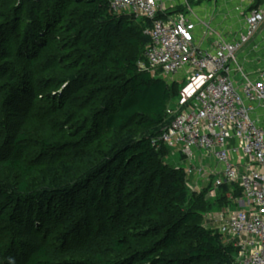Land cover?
Listing matches in <instances>:
<instances>
[{
    "label": "trees",
    "instance_id": "trees-1",
    "mask_svg": "<svg viewBox=\"0 0 264 264\" xmlns=\"http://www.w3.org/2000/svg\"><path fill=\"white\" fill-rule=\"evenodd\" d=\"M53 1L32 34L21 37L17 54L4 47L0 30V264H235L237 248L203 226L206 192L190 197L185 171L163 164L169 150L153 147L169 104L180 96L178 84L139 69L152 23L117 18L110 0ZM59 32L70 42L72 84L92 106L87 116L112 139L96 149L87 144L88 132L44 141L34 159L27 125L38 89L27 71L40 56L54 59L44 41ZM17 55L29 59L27 68L12 60ZM133 128L157 132L125 135ZM66 149L77 154L73 182L41 189L40 159ZM45 226L53 229L56 250L48 231L42 234Z\"/></svg>",
    "mask_w": 264,
    "mask_h": 264
},
{
    "label": "built area",
    "instance_id": "built-area-1",
    "mask_svg": "<svg viewBox=\"0 0 264 264\" xmlns=\"http://www.w3.org/2000/svg\"><path fill=\"white\" fill-rule=\"evenodd\" d=\"M209 1L110 0V10L152 23L140 71L187 85L153 147L179 153L195 191L241 188L238 209L214 222L235 264H264V0Z\"/></svg>",
    "mask_w": 264,
    "mask_h": 264
},
{
    "label": "rangeland",
    "instance_id": "rangeland-1",
    "mask_svg": "<svg viewBox=\"0 0 264 264\" xmlns=\"http://www.w3.org/2000/svg\"><path fill=\"white\" fill-rule=\"evenodd\" d=\"M193 5H200L202 0H192ZM207 3H210L207 0ZM54 6V1L50 0H0V30L6 34V44L4 47L11 49L13 54H17L19 43L24 34H32L43 16L44 10ZM117 18H125L132 20L135 25L144 22L142 18H137L128 13L117 14ZM9 22L11 25L3 26L2 23ZM5 24V23H4ZM9 26V28H8ZM57 38L53 37L51 41H44L48 47H53L52 60L43 59L41 56L37 58V67L32 74V82L37 87V99L35 106L31 111L28 119L27 133L30 138V158H36L40 152L41 143L44 141H62L65 142L67 137L72 134H80L83 136L88 132L89 141L87 144L98 148L102 142L112 139L111 133L104 130L98 122L93 124L90 117L87 116V110L92 106H87L85 92L78 90L79 84H72V75L75 70L72 69L69 60L66 58L69 54L67 48L70 42L65 33L59 32ZM43 43V44H44ZM67 49V50H66ZM18 56V55H17ZM12 60L22 62V66L28 67L29 59L21 56L13 57ZM71 85V86H70ZM186 84H178L176 92L178 96L186 90ZM81 94L79 100L72 98V91ZM87 109V110H86ZM157 130L149 132L141 131L139 128H133L125 135L134 138L153 137ZM88 145V146H89ZM91 154V153H90ZM77 154L71 149L64 151L52 152L46 160L40 159L41 165L39 174L35 182L39 184L41 189L67 187L73 182L76 176L75 163L78 161ZM163 164L170 167L184 169L186 164L183 158L176 152H166L161 159ZM214 177L210 181H213ZM192 182V181H190ZM220 189H213L208 183L201 185L199 191H195L188 186L189 196L201 195L206 192L202 201L203 206V226L207 230L218 233L217 225L214 222L216 215L227 209L237 210L236 201L243 199V192L236 185H225ZM46 231H48L46 233ZM42 234L48 235L47 243L56 250L55 235L51 234L53 229L45 226ZM223 244H227V239L221 238Z\"/></svg>",
    "mask_w": 264,
    "mask_h": 264
}]
</instances>
